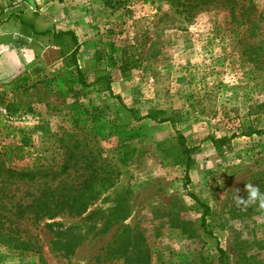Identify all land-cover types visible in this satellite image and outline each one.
Listing matches in <instances>:
<instances>
[{"label":"rangeland","instance_id":"rangeland-1","mask_svg":"<svg viewBox=\"0 0 264 264\" xmlns=\"http://www.w3.org/2000/svg\"><path fill=\"white\" fill-rule=\"evenodd\" d=\"M22 2L0 0V264H87L127 233L111 264L145 248L148 264H218V247L224 264H264V210L235 202L247 183L264 193V0ZM68 152L109 182L87 222L51 219L78 223L64 253L26 205L83 178L77 162L42 176Z\"/></svg>","mask_w":264,"mask_h":264},{"label":"trees","instance_id":"trees-1","mask_svg":"<svg viewBox=\"0 0 264 264\" xmlns=\"http://www.w3.org/2000/svg\"><path fill=\"white\" fill-rule=\"evenodd\" d=\"M28 3H32V0H23ZM61 1V0H57ZM184 4V3H183ZM56 38L61 39L64 36H69L75 41V37L70 30H59L55 33ZM76 49V45L73 46V50L71 52V59H73V65L76 69V72L79 73L78 67L74 62L73 54ZM126 67V62L122 59L120 63V69L123 71ZM209 140L213 146V148L217 151L221 149L222 146L229 145L230 137H209ZM72 148V147H69ZM68 149V146L66 147ZM94 158L90 159L85 158L83 156L75 157L70 152H68V156L63 159V163L61 164V168L55 174L53 172H44L42 174L43 177L56 178L59 175L64 174L67 168L71 165H75L76 162L79 163L78 166H81L83 171V178L76 182H67L63 178L59 180L58 185L51 187L46 185L42 190H40L39 194L34 195L26 208L28 212H30L33 218L37 216L39 218H44L47 220H51L58 215H74L79 217L80 222H87L90 219V214H87V206L91 202V200L98 194V191L101 188H104L109 182V178L107 173L100 172L99 170L90 168L91 164L94 162ZM89 168L87 172L86 169ZM9 176L17 177L19 179H26L31 181L36 176V173L32 170H20V171H9ZM109 174V173H108ZM81 176L78 175V177ZM191 197H194L192 193H189ZM199 206L202 209L200 224L205 226V215L208 213V206L202 202L198 201ZM44 227L51 234V238L49 239V246L52 250L70 252L75 245L80 240V235L77 234L76 228L78 227V223L76 224H68L64 225L58 221L51 220L50 222H44ZM133 234L127 233L126 235L119 234L115 237L114 243L115 247L106 249L100 255L98 254L93 261L87 264H111V258H121L122 252L125 251V246H129V248H133L135 244L132 242ZM26 248H29L30 245L26 244ZM134 249V248H133ZM218 264H224L222 257L224 256L223 250L218 247ZM133 253V252H132ZM131 253V254H132ZM137 253V252H135ZM39 264H45L44 260L38 255ZM131 264H148V252L146 248L141 251V256L135 254L133 257L129 259ZM124 264V263H123Z\"/></svg>","mask_w":264,"mask_h":264},{"label":"clouds","instance_id":"clouds-1","mask_svg":"<svg viewBox=\"0 0 264 264\" xmlns=\"http://www.w3.org/2000/svg\"><path fill=\"white\" fill-rule=\"evenodd\" d=\"M245 190L248 194L246 199L236 194L239 191L238 189L235 190V202L237 206L243 205L246 209L248 206L258 202L259 208L264 210V193H261L259 186L247 183L245 184Z\"/></svg>","mask_w":264,"mask_h":264},{"label":"crops","instance_id":"crops-1","mask_svg":"<svg viewBox=\"0 0 264 264\" xmlns=\"http://www.w3.org/2000/svg\"><path fill=\"white\" fill-rule=\"evenodd\" d=\"M22 3L25 4V5L27 4L25 1H23ZM11 11H14V10H13V8L9 7V9L7 10V13H10Z\"/></svg>","mask_w":264,"mask_h":264}]
</instances>
